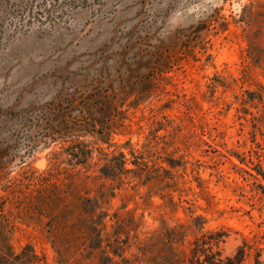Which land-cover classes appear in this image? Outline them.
I'll return each instance as SVG.
<instances>
[{"label": "rangeland", "instance_id": "rangeland-1", "mask_svg": "<svg viewBox=\"0 0 264 264\" xmlns=\"http://www.w3.org/2000/svg\"><path fill=\"white\" fill-rule=\"evenodd\" d=\"M87 123L109 136L81 139L95 151L88 176L101 154L149 163L139 180L88 181L91 196L115 191L106 208L119 264H152L163 223L197 217L227 235L223 258L264 264V0H0V149L17 180L7 205L16 255L32 247L57 264L27 218L29 183L55 152L65 161L71 138L49 142L51 128ZM85 255L80 264H99Z\"/></svg>", "mask_w": 264, "mask_h": 264}, {"label": "trees", "instance_id": "trees-1", "mask_svg": "<svg viewBox=\"0 0 264 264\" xmlns=\"http://www.w3.org/2000/svg\"><path fill=\"white\" fill-rule=\"evenodd\" d=\"M94 130L96 127L90 123L60 129L51 128L49 136L46 137L49 142L57 143L61 139L71 138V141H62L66 145L62 148L65 161L61 158V153L55 152L52 155L50 170L29 183L32 208L31 211L27 209V212L30 211L27 218L47 236L56 254L57 264H80L82 259L90 260L86 258L87 253L91 256L99 253V264H119V261H125L123 249L116 245L111 246L114 240L120 238V235L116 234V223L112 221L109 209L106 208L116 198L115 191L99 187L95 195L91 196L87 193L92 191L87 190L88 181L95 182L94 186H97L96 183L103 180L114 183L122 178L139 180V173L143 172V168L149 163H136L127 159L124 153L101 154L95 163L98 174L88 176L87 173L93 169L95 151L81 139L96 134L100 140L106 142L109 137ZM10 164L6 152L0 149V189L5 193V196H0V264H12V261L13 264H41L32 247L16 255L11 245L12 232L9 230H13V227L7 219V205L18 199L12 189L17 180H11L7 173ZM64 164L68 167L65 173L61 167ZM129 166L133 169H129ZM171 167L175 168L173 165ZM111 222L115 224L110 225ZM204 227L205 221L201 217L195 218L189 225L177 224L169 227L163 223V227L157 231L158 244L152 253V264L243 262L239 257L223 258L221 246L225 244L227 235L222 232H205ZM110 228H113L114 232H110ZM191 237L193 239H190ZM28 252H31V256L27 255ZM140 254L146 258V250H140Z\"/></svg>", "mask_w": 264, "mask_h": 264}]
</instances>
